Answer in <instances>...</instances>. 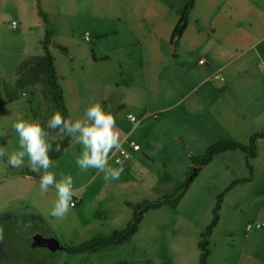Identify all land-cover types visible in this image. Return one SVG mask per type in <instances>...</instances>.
<instances>
[{
    "label": "crops",
    "instance_id": "0c3cea01",
    "mask_svg": "<svg viewBox=\"0 0 264 264\" xmlns=\"http://www.w3.org/2000/svg\"><path fill=\"white\" fill-rule=\"evenodd\" d=\"M185 3L186 0H130L129 3L122 4L116 17H99L98 26L93 29L97 39L91 45V55L89 54L93 63L114 61L119 70L124 69L127 72H131L133 62L140 60L143 68H146V89L149 88L148 86L151 89L152 86L158 85L156 83L170 85L164 90L165 93H160L158 90L156 94L152 92L151 102H155L154 104L157 102L159 105L156 106L155 111L147 113L156 116L159 120L156 122L160 125L158 136L163 141L166 137L168 140H173L170 145L173 159L166 160L162 166L168 164L177 167L178 176L169 181L170 184L168 183L174 190L184 183L187 173L194 167L191 158L201 156L208 147L220 141L248 145L253 135L264 134V0H195L194 7L188 15L186 28L173 44L172 31ZM28 6L25 5L24 0H15L14 10H11L8 0H0V50L3 48V54L14 57L17 68L30 58L42 56L40 42L45 30L51 31L48 29L49 24L44 27L38 9L35 8L29 16ZM39 8L46 18L51 16L53 20L62 19L61 31L71 30L72 35L76 31L73 29L74 22H70L71 27L64 20L76 18L87 9L85 0H39ZM8 10L13 11L9 16L10 23H16L14 28H9V24L5 23ZM90 11L89 13L92 14L93 8ZM4 27L7 31H12V39L1 35V29ZM51 34L52 42L59 45L61 42L56 40L57 32L54 31ZM86 35L87 39L84 41H89V45L90 38L88 34ZM109 37H111L109 45L103 46L99 42L100 39L106 42ZM61 44L67 50L64 56L70 59V70L83 71L85 68L78 63V58L79 55L86 53L88 45L79 40V44L73 51L70 46L72 48L74 43ZM51 46L53 45L49 46V51ZM52 56L55 60L54 68L57 76V59L54 55ZM200 59L205 61L204 67L198 64ZM217 73L221 80L213 78ZM18 79L19 77L15 79L14 85ZM1 92L6 95L8 91L5 86H2ZM62 96L68 118L72 119L70 112L72 105L71 107L67 105L63 92ZM78 100L77 95L76 101ZM104 102L105 99L102 98L103 105ZM75 106L83 112L84 116V104L78 102ZM111 108L115 119L120 113L126 114L128 119L130 114L122 103H113ZM117 123L116 121L121 140H129L125 136V130L122 131ZM70 141L71 137L68 147ZM140 150L139 147L138 151L132 152L130 159L123 165L124 171L121 176L125 173L128 176L133 175L130 172L131 168L128 167H134L140 161ZM148 150L150 149L146 150V156L149 157ZM248 164L250 170L247 168L244 153L240 151H226L214 155L212 160L201 167L195 175H201L203 181L201 185L190 184L174 209L164 206L158 210L149 211L160 215V228L157 233H160L158 235L161 236L162 241H165L167 247L161 264H196L198 262L200 234L209 225L212 218L211 210L214 208V202L206 209L200 203L201 199L206 197L203 191L209 180V177H205L202 173L209 168L211 170H208L206 175H211L210 179L221 181L223 190L229 186L230 188L222 199L218 211V224L212 230L208 240L218 238L221 227H226L229 236L232 237L230 232L236 224L233 214L236 206L241 204L243 196L263 197L258 189L264 177V139L259 138L255 141V157L249 159ZM24 178L35 183L40 180L33 173H26ZM116 185L118 192L116 195L119 198L114 202L111 220L106 217V211L110 207L107 202L102 205V211H96L94 225L89 226V229L84 230L79 224H72L68 228L70 234L67 237L60 236L54 240L66 248L77 246L96 236L107 237L116 230L124 229L132 217V210L125 203L134 204L141 199L126 201L121 196L126 193L134 196L146 193V182L139 179L126 181V183H102L101 193ZM51 188L56 190L54 187ZM218 192L219 190L214 189L211 196H216ZM43 196L46 197L45 201L49 208L47 210L50 212L56 199L47 196V193H43ZM31 200L32 198H26L20 204L33 207L34 212L44 217L42 207L37 204L35 206ZM73 200L76 202L75 206L83 204L82 198ZM123 206L131 212L128 210L126 212ZM230 206L233 214L226 216V208ZM262 212L263 209L258 215L260 216ZM146 214L137 232L129 241L120 246L106 247L102 251L109 248L117 251L127 244H131L133 250L144 251V239L143 242L141 240L136 242L135 239L139 236L144 237L146 233V230L141 228ZM257 217L256 215L255 218ZM258 218L256 220L259 222ZM109 225L112 226L111 229H108ZM262 229L256 230L259 233L253 237L248 235L250 232H246L239 264L247 255L255 256L257 249L264 245ZM211 255L210 251L207 264Z\"/></svg>",
    "mask_w": 264,
    "mask_h": 264
},
{
    "label": "rangeland",
    "instance_id": "374dc122",
    "mask_svg": "<svg viewBox=\"0 0 264 264\" xmlns=\"http://www.w3.org/2000/svg\"><path fill=\"white\" fill-rule=\"evenodd\" d=\"M24 1L25 5H29L28 14L30 16L35 8L37 10V0ZM129 1L85 0L87 8L85 13L80 14L76 18L73 17L72 19L68 18L64 20L71 27L70 22H74L73 29L76 31L73 35L70 33L71 30L67 32L61 31L62 26L60 25H62V19L56 18V20H53L51 16H47L46 18L49 24L48 29H51L49 31L51 33L54 31L57 32L56 40L64 44L74 43L72 48L70 46V49L73 51L79 44V40L83 44L88 45L89 41H84L86 34L90 38V43L86 49L88 55L83 53L78 58V63L82 64L85 68L83 71L79 69L70 70L69 57L62 55L57 48L50 47V54L54 55L57 59L58 85L63 90L62 92L67 105L69 107L72 105L70 109L72 119L84 117L83 112L76 108L75 103H83L84 110H86L85 107L87 108L96 102L101 103V99L104 98L105 102L110 101L105 105L101 103L107 110L109 107H112L113 103L120 102L127 109V113L133 116L137 122L136 124L130 123L126 119V114L120 113L116 117L117 124L121 126L122 131L125 130V136L141 148V152H139L141 157L140 161L134 165L135 168L133 166L128 167L131 168L130 172L133 175L128 176L125 173L118 180L106 182L103 179L104 174L97 169H80L76 160L80 157L83 146L76 143L71 137L70 146L60 157L53 160L54 166L50 171L56 174L57 180L61 178L62 173L71 175L73 177L74 189L72 199L82 198L83 204H77L74 208H70L68 214L62 219L53 217L50 214L51 210L48 212L47 209L49 208L45 201L46 197L40 191L39 182L35 183L24 178L26 173H33L40 178L42 172H32L28 167L27 158H25L24 166L21 168L8 166V156L19 150V137L13 128V124L18 118H23L28 121L38 120L48 133L49 141L58 140L60 137L58 136V129L53 130L47 127V122L52 114L56 112V109L48 95V88L44 77L42 75L35 76L31 75L30 72H25L23 77L14 85L15 79L20 77L18 72H16L18 68L14 62V57L10 54H3V48L0 50V147L6 153L5 156L0 157V227L4 229V239L0 241V264H161L163 262L161 260L164 259L167 247L165 241H162L161 236L159 237L158 234L160 233H157L160 228L159 213L147 212L146 214L144 222L141 225L142 230H146V233L143 235L144 237L139 236L135 239L136 242L140 240L143 242L144 239V251L142 250L141 252L133 250V246L127 244L123 246V249L117 251L116 249L109 248L96 253L66 255L63 251L50 252L44 248H33L31 247L29 239L36 230L41 231L45 237L53 239L60 236L67 237L70 234L68 233V228L72 224H79L81 226L80 228L87 230L89 226L94 225L96 211H102V205L107 204V202H109L110 207L106 211V217L108 220H111V215L114 213V202L119 198L116 195L118 193L115 188L117 185L106 189L102 194V183H126V181H138L141 179L143 182H146V193L139 196L128 193L126 195L121 194V197H124L126 201L130 199H141L137 203L142 201H155L175 191L168 183L170 184L169 181L178 176L177 167H174V165L169 166L168 164L167 166H162V163L166 160L173 159L171 153L172 147H170L173 140H168L166 137L165 141H163L158 136V126L160 125L156 122H159V120L156 119V116L147 113L148 111H155L156 106L159 105L157 102L156 104H154L155 102H151L152 92L156 94L158 90L160 93H165L164 90L166 88L168 89L170 85L168 86V83H156L158 85L152 86L151 89L148 86L149 88L146 89V68H143L140 60L133 62L131 72H127L124 69L119 70L114 64V61L93 63L91 56H89V54L91 55L90 47L97 39L93 34V29L98 26L97 21L101 17H116L119 7L122 4L129 3ZM13 2L15 0H8V5H10L11 10H14ZM92 8L93 11L90 14L89 12H91L90 10ZM12 12L7 11L5 23L10 24L11 17L9 15H12L10 14ZM1 35L7 38H13L12 31H7L5 27L1 29ZM110 38L107 39V44L101 39L99 42L103 46L109 45L111 43ZM61 43L59 45L62 46L63 44ZM4 49L7 50L5 47ZM2 86H5L8 91L6 95L1 92ZM116 87L118 88L116 89ZM77 91L79 92L78 94ZM25 93L27 94L26 96L24 95ZM77 95L78 101H76ZM111 111H113L112 108ZM148 148L150 149L148 150L149 152L147 151L149 157L146 156V150ZM108 163L110 166L114 165L111 162ZM80 170L82 171L81 173ZM208 170L211 169L209 168L202 173L205 177H209L203 191L206 197L200 201L204 209L212 202H214L215 206L217 195L224 191L221 186V181L218 179H210L211 175H206L209 172ZM201 182H203L201 175H197L190 184L200 186ZM217 186L218 188H216ZM214 189L219 190V192L216 196L212 197L211 193ZM258 190V192H262L263 197H256V195L249 197L243 196L241 204L236 206L234 214L231 206L226 208V216L233 214L236 218L235 227L230 232L232 237L229 236L227 229H225L226 227H221L218 238L214 240H208L207 238V241H209L208 249L212 253L208 264H239L241 250L244 246V237L246 235V224L258 221L256 220L258 217H260L258 218L259 222L264 221V177L262 179V185ZM224 195L225 193L222 199ZM47 196L57 199L56 190L50 187ZM26 198H32L31 201L34 205L37 204L42 207L45 214L44 217L34 212L33 207L30 208L23 206L24 204H20ZM123 208L126 212L127 210L131 212L127 207L123 206ZM261 209H263V212L259 216L258 213ZM256 215L258 216L257 218H255ZM227 227L231 226L227 225ZM111 228L112 226L108 229ZM165 228L167 227L165 226ZM258 233L259 231H251L248 235H252L253 237ZM240 264H264V245L257 249L255 256L247 255Z\"/></svg>",
    "mask_w": 264,
    "mask_h": 264
},
{
    "label": "clouds",
    "instance_id": "9594fccd",
    "mask_svg": "<svg viewBox=\"0 0 264 264\" xmlns=\"http://www.w3.org/2000/svg\"><path fill=\"white\" fill-rule=\"evenodd\" d=\"M27 95L26 93L24 94ZM49 129H58V136L72 137L76 143L81 144L82 152L76 163L81 170L89 168L102 172L103 179L107 181L118 180L124 171L123 161L118 160V166H110L108 161L110 154L122 150L120 130L116 127V119L111 108L107 110L100 103L96 102L88 106L83 118H65L61 112L56 111L47 122ZM13 128L19 137V150L8 156V166L21 168L24 166L25 158L28 160V167L32 172L41 173L39 186L41 193H47L50 187L56 189L57 199L51 209V215L56 218H63L68 214L70 208L75 207L73 177L61 174L59 180L56 174L50 169L54 161L49 156L51 151H61L59 143L53 148L49 142L48 133L41 126L38 120L28 121L18 118ZM6 153L0 147V157ZM4 239V229L0 227V241Z\"/></svg>",
    "mask_w": 264,
    "mask_h": 264
},
{
    "label": "trees",
    "instance_id": "16d2710c",
    "mask_svg": "<svg viewBox=\"0 0 264 264\" xmlns=\"http://www.w3.org/2000/svg\"><path fill=\"white\" fill-rule=\"evenodd\" d=\"M195 0H187L185 6L180 13V17L178 22L176 23L172 35L171 41L175 44V41L182 35L184 29L186 28L188 22V15L190 11L194 7ZM37 9L38 14L42 20L44 27L47 26L48 22L46 20V16L40 11L39 8V0H37ZM53 45L57 48L61 54L66 55L67 50L58 44H54L52 42V34L45 30L44 37L40 42V46L42 48L43 54L40 57H33L23 62L17 69L18 74L20 75L19 79L23 77L25 72H30L31 75L40 76L42 75L45 79L48 95L50 97L51 102L53 103L56 111L61 112V114L68 118L66 108L63 102L62 90L58 85L57 76L54 68V57L50 54L49 46ZM18 79V81H19ZM108 101L104 102V105L107 104ZM59 131V130H58ZM264 139V134H256L253 135L248 145H241L231 141H220L212 146L208 147L201 156L192 157L191 161L194 167H197V172H199L200 168L207 165L213 158L214 155L219 153H223L226 151H240L244 153L247 168L250 170V166L248 164V160L255 157V141L257 139ZM70 137H64L63 139L59 138L56 141L50 142L55 148L56 144L59 143L61 146V151H51L49 156L52 160L57 159L60 155L66 150L69 144ZM192 169L187 173L186 179L184 183L179 186L172 194L168 196H163L155 201H142L140 203H125L127 207L132 210L131 220L126 224L125 228L122 230H116L112 232L110 236L101 237L96 236L91 240L81 243L77 246L66 247L63 249V252L66 255H79L83 253H96L106 247H114L120 246L127 241L137 232L138 226L141 223L143 216L149 212L158 210L164 206L174 209L178 203L180 202L182 196L188 189L191 181L188 180L191 175ZM230 186L227 187L222 193L217 195L216 203L212 210V218L209 225L204 229V231L200 234V241L198 243V248L200 251V255L198 258V262L196 264H207V259L210 255V251L208 249V241L207 238L210 236L212 230L218 224V211L220 210L222 203V196L229 190Z\"/></svg>",
    "mask_w": 264,
    "mask_h": 264
},
{
    "label": "built area",
    "instance_id": "2783aa9c",
    "mask_svg": "<svg viewBox=\"0 0 264 264\" xmlns=\"http://www.w3.org/2000/svg\"><path fill=\"white\" fill-rule=\"evenodd\" d=\"M16 26V23L15 22H11L8 27L9 28H14ZM85 39H87V35L85 36ZM198 64L200 66H205V61L203 59H200L198 61ZM263 74H264V70H263ZM214 79H220L221 78L219 77L218 73L215 74L213 76ZM128 120L130 123L132 124H136L137 120L133 117V116H128ZM122 150L121 151H114L113 153L110 154V159L108 162H111L113 163L114 165H117L116 164V161L118 160H122L123 163H125L126 161H128L131 157V154L132 152H136L139 150V146L133 142V141H130V140H122ZM76 204V202H75ZM264 228V222H252V223H247L246 226H245V231L246 232H251V231H256V230H260Z\"/></svg>",
    "mask_w": 264,
    "mask_h": 264
},
{
    "label": "flooded vegetation",
    "instance_id": "af4514ba",
    "mask_svg": "<svg viewBox=\"0 0 264 264\" xmlns=\"http://www.w3.org/2000/svg\"><path fill=\"white\" fill-rule=\"evenodd\" d=\"M29 239H30L31 247H33V248H44L50 252L63 251V249H64L60 244L56 245V247H55L56 249H50L48 246H50V247H52V246L47 245L46 242H48L50 244L51 240L53 238L45 237L42 234V232L39 230L34 231ZM41 262H43V260H41Z\"/></svg>",
    "mask_w": 264,
    "mask_h": 264
},
{
    "label": "water",
    "instance_id": "95a60500",
    "mask_svg": "<svg viewBox=\"0 0 264 264\" xmlns=\"http://www.w3.org/2000/svg\"><path fill=\"white\" fill-rule=\"evenodd\" d=\"M196 173H197V168H193L191 175L189 176L188 180L191 181L192 178L196 175ZM46 243H47V245H51L53 247L52 248V247L48 246L50 249H56L55 247H56V245H58V242L54 239L51 240L50 244L48 242H46Z\"/></svg>",
    "mask_w": 264,
    "mask_h": 264
}]
</instances>
